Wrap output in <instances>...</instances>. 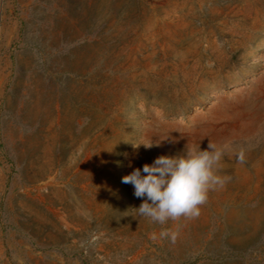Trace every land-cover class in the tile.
Returning a JSON list of instances; mask_svg holds the SVG:
<instances>
[{
	"label": "rangeland",
	"instance_id": "obj_1",
	"mask_svg": "<svg viewBox=\"0 0 264 264\" xmlns=\"http://www.w3.org/2000/svg\"><path fill=\"white\" fill-rule=\"evenodd\" d=\"M208 143L200 215L136 217L122 177ZM0 264H264V0H0Z\"/></svg>",
	"mask_w": 264,
	"mask_h": 264
},
{
	"label": "clouds",
	"instance_id": "obj_2",
	"mask_svg": "<svg viewBox=\"0 0 264 264\" xmlns=\"http://www.w3.org/2000/svg\"><path fill=\"white\" fill-rule=\"evenodd\" d=\"M134 150L143 145L151 148L153 142H130ZM227 144L208 143L206 149L200 144L186 145L183 154L157 157L151 164L122 177V183L133 187V194L141 199L135 210L136 217L146 218L150 223L165 225L169 220L181 217L194 219L200 215V207L208 200L210 191L223 188L231 177L221 175L222 161L228 152ZM239 163L245 162L243 155ZM131 167V162H129ZM176 233L162 230L161 238L175 243ZM153 239H156L154 234Z\"/></svg>",
	"mask_w": 264,
	"mask_h": 264
}]
</instances>
